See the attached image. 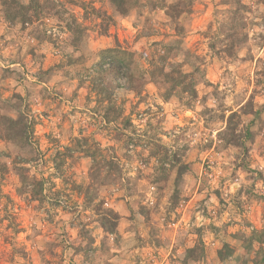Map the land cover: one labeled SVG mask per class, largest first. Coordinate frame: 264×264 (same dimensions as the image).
<instances>
[{"label":"clouds","instance_id":"9594fccd","mask_svg":"<svg viewBox=\"0 0 264 264\" xmlns=\"http://www.w3.org/2000/svg\"><path fill=\"white\" fill-rule=\"evenodd\" d=\"M0 264H264V0H0Z\"/></svg>","mask_w":264,"mask_h":264}]
</instances>
